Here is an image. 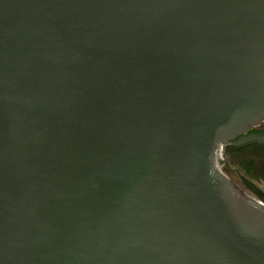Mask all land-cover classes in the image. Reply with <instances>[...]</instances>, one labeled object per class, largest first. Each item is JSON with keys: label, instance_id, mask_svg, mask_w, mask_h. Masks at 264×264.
<instances>
[{"label": "water", "instance_id": "1", "mask_svg": "<svg viewBox=\"0 0 264 264\" xmlns=\"http://www.w3.org/2000/svg\"><path fill=\"white\" fill-rule=\"evenodd\" d=\"M263 122L264 0H0V264H264Z\"/></svg>", "mask_w": 264, "mask_h": 264}, {"label": "flooded vegetation", "instance_id": "2", "mask_svg": "<svg viewBox=\"0 0 264 264\" xmlns=\"http://www.w3.org/2000/svg\"><path fill=\"white\" fill-rule=\"evenodd\" d=\"M261 131H264V122L261 123L260 126H258L257 128L252 129L251 131H249L246 135H239L237 136L232 142H238L241 141L245 138H247L249 135L252 134H256L259 133ZM254 144V142H245V143H241L238 145H230V146H226L224 147V156L227 159V166H225V169L228 170L229 172H235L237 174V172H241V168H240V164L244 161H249V162H255V161H259L261 159H264V152L261 153L260 155H249L246 153L243 154H237L235 153L236 151ZM243 172V171H242ZM233 174V173H231ZM234 175V174H233ZM239 178V182L241 183V177L240 175H238ZM251 180H255L251 177H249ZM245 186V185H244Z\"/></svg>", "mask_w": 264, "mask_h": 264}, {"label": "trees", "instance_id": "3", "mask_svg": "<svg viewBox=\"0 0 264 264\" xmlns=\"http://www.w3.org/2000/svg\"><path fill=\"white\" fill-rule=\"evenodd\" d=\"M240 168L249 177L253 179L264 180V167H261L257 161H244L240 164Z\"/></svg>", "mask_w": 264, "mask_h": 264}, {"label": "rangeland", "instance_id": "4", "mask_svg": "<svg viewBox=\"0 0 264 264\" xmlns=\"http://www.w3.org/2000/svg\"><path fill=\"white\" fill-rule=\"evenodd\" d=\"M226 171L229 173V175L233 176L238 180H239L238 175H240L241 178H245L248 182H250L253 186H255V188L264 192V180H260V179L251 180L249 176L243 173L242 171L241 172L238 171L237 174L235 172H229L228 170ZM231 173H233L234 175Z\"/></svg>", "mask_w": 264, "mask_h": 264}, {"label": "built area", "instance_id": "5", "mask_svg": "<svg viewBox=\"0 0 264 264\" xmlns=\"http://www.w3.org/2000/svg\"><path fill=\"white\" fill-rule=\"evenodd\" d=\"M222 152H224V148H221V151H220V153H222Z\"/></svg>", "mask_w": 264, "mask_h": 264}]
</instances>
